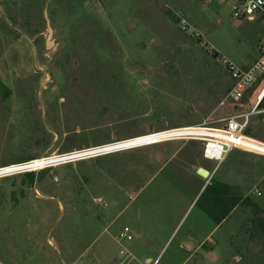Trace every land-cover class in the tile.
I'll return each instance as SVG.
<instances>
[{
  "label": "rangeland",
  "instance_id": "1",
  "mask_svg": "<svg viewBox=\"0 0 264 264\" xmlns=\"http://www.w3.org/2000/svg\"><path fill=\"white\" fill-rule=\"evenodd\" d=\"M234 3L0 0V168L252 113L263 78L233 102L223 59L258 58L264 20L235 19ZM263 110L246 131L262 142ZM255 167L263 156L218 166L177 140L0 176V264H192L184 246L211 233V251L264 264V181L241 174ZM199 168L227 183L221 228Z\"/></svg>",
  "mask_w": 264,
  "mask_h": 264
},
{
  "label": "built area",
  "instance_id": "2",
  "mask_svg": "<svg viewBox=\"0 0 264 264\" xmlns=\"http://www.w3.org/2000/svg\"><path fill=\"white\" fill-rule=\"evenodd\" d=\"M233 15L238 20H255L256 16L260 15L264 20V0H235ZM181 25L184 29L188 28L187 21L184 19L181 21ZM223 62L232 80L228 99L238 103L245 97L248 90L258 79L263 78L264 80V41L260 45L259 59L252 67L243 69L228 60L223 59ZM260 102V97H258V102L252 113L233 115L227 118L225 120L226 123L221 127L197 125L168 128L146 136L145 138L149 139V141L141 143H135L133 139H128L11 165L10 167L3 168L7 171L1 176L44 171L67 163L98 158L115 152L177 140L202 142L204 159L215 162L218 166L223 164L234 151L264 156V142L246 134L250 117L258 113ZM259 112L264 113V110ZM256 192L259 196L261 195L260 191L257 190ZM128 233L129 228H125V235ZM127 237L129 240L132 239L130 235H127Z\"/></svg>",
  "mask_w": 264,
  "mask_h": 264
},
{
  "label": "crops",
  "instance_id": "3",
  "mask_svg": "<svg viewBox=\"0 0 264 264\" xmlns=\"http://www.w3.org/2000/svg\"><path fill=\"white\" fill-rule=\"evenodd\" d=\"M250 21H253V20H250ZM216 53L221 58H225L218 51H216ZM258 59H259V57L256 58L254 61L249 62V64L248 63L247 64L245 63L244 65H240V66L237 65V66L240 67V68H243V69H247L250 66L252 67V64L254 62L256 63ZM228 61H230V60H228ZM230 62H232V61H230ZM232 63H234V62H232ZM263 96H264V92L260 96V100H262ZM206 169L209 171L208 168H206ZM257 169H259L258 172H257ZM257 169L255 167V170L253 172H251L249 170L250 173L249 172H244V173L241 172V174H245L246 176L251 175V176H253V179L255 181H264V168L263 167H257ZM201 180H205V179L202 178ZM207 180L208 181H205V183L203 182V184L200 186L198 195L205 188L207 190L208 186L213 181H217L218 182L217 184H220L218 178L217 177H214V175H210L209 179H207ZM226 182H228V181H226ZM222 184H223L222 187H217V188L215 187V189H217L218 191L220 190L222 192V197L224 198L225 195L223 193L226 190L224 185L227 184V183H222ZM241 191H243V190H241ZM198 195H197V197H198ZM209 196H210L209 199H211L212 202L214 201L215 198H218L219 197V196H216V195H212V193H210ZM241 196H242V194H241ZM241 196L239 194L237 198H240L241 199L242 198ZM256 196L262 197L263 196V193L261 192V195L260 196L258 194H256ZM197 197L193 201L192 205L195 203ZM240 201H242V199ZM227 208L228 207L225 206L224 204L219 205L217 207L214 205V203L209 205V209H211L215 213V215H216V219L219 222V224H217V225L220 228L222 226H224V224L227 222V218H229V215H231L234 212V210L230 211L231 214L229 213L228 216H227ZM208 216H210L209 213H208ZM212 220L214 221V219H212ZM126 228H128V227H126ZM129 232H131L130 228H129ZM124 234H125V231H124ZM209 235L206 238V240H201V241H197V242H194V237L195 236L194 235H191L192 236V238L190 240L191 241V245L190 246H188V245H185L184 246L186 248V251H185L186 252V256H187V260L186 261L188 263H192V264H206V263H209V262H211L213 260H216V259H217L216 262L219 263V264H240L242 262V257L240 255H235V256H233V257L230 258L226 254V253L229 254V250H228V245L227 244H226V247L223 250H221V243H220V245L217 247L216 250L211 251L210 248H208V242L211 241V237H213V234L211 233V236H209ZM121 252H123V251H121ZM216 262L214 264H216Z\"/></svg>",
  "mask_w": 264,
  "mask_h": 264
},
{
  "label": "trees",
  "instance_id": "4",
  "mask_svg": "<svg viewBox=\"0 0 264 264\" xmlns=\"http://www.w3.org/2000/svg\"><path fill=\"white\" fill-rule=\"evenodd\" d=\"M259 107H262V108H264V96H263V98H262V100H261V102H260V105H259ZM29 174H33V173H29ZM216 183H218L217 181H213L209 186H208V188H207V190H209V193H212V195H216V196H219L218 198H215L214 199V205L217 207V206H219L220 204H222L221 203V200H223L224 201V199H225V197L223 198L222 197V192L219 190H217V189H215V185H216ZM225 186V185H224ZM206 190V191H207ZM209 209V208H208ZM208 213H209V215L211 216V217H213L214 219L216 218V215H215V213L211 210V209H209V211H207ZM221 221V220H220Z\"/></svg>",
  "mask_w": 264,
  "mask_h": 264
},
{
  "label": "water",
  "instance_id": "5",
  "mask_svg": "<svg viewBox=\"0 0 264 264\" xmlns=\"http://www.w3.org/2000/svg\"><path fill=\"white\" fill-rule=\"evenodd\" d=\"M48 34L49 35H48L47 46L51 47V46L48 45L49 39H52V37H53V29L51 28L50 23H49V26H48ZM197 174L200 177L204 178V179H208L210 177V172L207 169H205V168H199L198 171H197Z\"/></svg>",
  "mask_w": 264,
  "mask_h": 264
},
{
  "label": "bare ground",
  "instance_id": "6",
  "mask_svg": "<svg viewBox=\"0 0 264 264\" xmlns=\"http://www.w3.org/2000/svg\"><path fill=\"white\" fill-rule=\"evenodd\" d=\"M48 45H49V46H52V45H53L52 39H49ZM150 135H151V134H150ZM146 136H148V135H146ZM146 136H144V137H146ZM133 140H134V139H133ZM144 141H149V139H147V138H142V139L135 140L134 142H135V143H141V142H144ZM8 167H10V166H8ZM6 171H7V170H4L3 168H0V176L3 175Z\"/></svg>",
  "mask_w": 264,
  "mask_h": 264
}]
</instances>
